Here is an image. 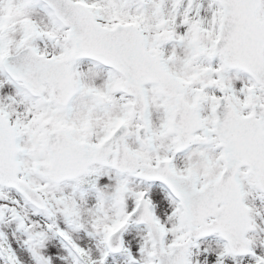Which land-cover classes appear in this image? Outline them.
Listing matches in <instances>:
<instances>
[{"label":"snow or ice","instance_id":"obj_1","mask_svg":"<svg viewBox=\"0 0 264 264\" xmlns=\"http://www.w3.org/2000/svg\"><path fill=\"white\" fill-rule=\"evenodd\" d=\"M0 264H264V0H0Z\"/></svg>","mask_w":264,"mask_h":264}]
</instances>
